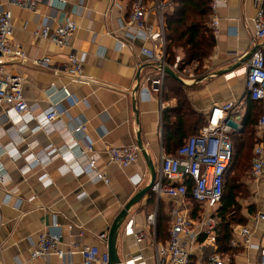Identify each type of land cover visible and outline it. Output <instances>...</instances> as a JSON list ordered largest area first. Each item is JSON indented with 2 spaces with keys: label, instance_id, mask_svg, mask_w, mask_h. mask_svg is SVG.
<instances>
[{
  "label": "crops",
  "instance_id": "crops-1",
  "mask_svg": "<svg viewBox=\"0 0 264 264\" xmlns=\"http://www.w3.org/2000/svg\"><path fill=\"white\" fill-rule=\"evenodd\" d=\"M212 3L217 4L219 32L215 35L214 51L203 64V71L198 74V67L192 71L191 66L178 73L176 67L168 65L187 81V85L182 86L188 103L186 109L190 113V123L185 126H190L187 131L183 128L180 136L185 141L191 131L206 124L215 105L235 103L236 109L229 118L232 133H242L244 122L248 116L252 117L248 123L256 122L255 147H264V131L258 129L259 118L256 117L261 105H254L246 91L247 64L255 53L264 55V39L257 40L254 36L256 11L253 0H212ZM63 10L78 25L66 48L36 35L44 20L56 16L57 10L45 4H39L35 12L12 8L13 42L24 50L27 59L7 62L6 71L24 78V97L39 109L25 119L26 130L19 133L20 139L15 143L14 125L6 119L7 108L0 106V152L14 147L22 151L31 145L27 155H34L50 146L60 152L72 142L77 145L70 149L66 160L56 156L46 168H36L27 175L21 172L26 163L24 156L17 160L6 155L2 158L9 177L7 186L0 188V240L3 245L0 258L6 264H83L80 255L70 260L56 256L49 260L32 259L38 236L57 230L62 235V247L79 241L108 252V240L103 241L100 236L109 233L115 218L138 191L149 185L151 176L142 156L133 166L123 168L109 164L107 150L137 146L140 136L158 171L160 157L166 154L164 115H169L174 122L178 108L177 99H165V79L162 92L154 91L152 80L160 78L159 68L143 53V49L152 48V44L133 38V5L129 0H66ZM155 22L156 18L152 17L151 23ZM69 53L85 55V83L54 75L55 68L67 64ZM177 56L178 61L182 59V54ZM45 57L51 59V68L34 64V60ZM64 89L70 91L76 103L65 96ZM53 106L61 112L56 129L51 133L36 132L37 128L47 127L46 111ZM82 125L86 127L85 132L74 134V130ZM90 143L98 155L97 171L108 183L98 181L93 174L87 173L85 164L77 161L81 150ZM67 165L74 168L73 173L63 172ZM80 169L84 170L81 175ZM249 178L248 191L253 197L247 206L255 207L257 214L264 211V175L258 179ZM138 180L141 183L135 187ZM7 195L11 196L10 202ZM149 196L131 209L121 229L117 242L121 264L141 257L136 263L156 264V243H166L167 239H157V228L151 229L147 218L156 210L158 217L160 202L168 216L176 201L164 197L159 204L150 205ZM17 202L20 203L16 208ZM192 215L196 216L195 213ZM253 217L246 225L234 227L230 243L234 254L231 257L221 255L226 264L260 263L264 222L256 223ZM131 221L136 233H147V238L140 244L133 236L125 235ZM55 225L59 229L56 230ZM70 226H74L73 230ZM241 228L250 231V245L239 236ZM80 233H83L82 237H79ZM203 252L195 250L193 264L205 261L207 255Z\"/></svg>",
  "mask_w": 264,
  "mask_h": 264
},
{
  "label": "built area",
  "instance_id": "built-area-1",
  "mask_svg": "<svg viewBox=\"0 0 264 264\" xmlns=\"http://www.w3.org/2000/svg\"><path fill=\"white\" fill-rule=\"evenodd\" d=\"M39 4L54 8L57 10V15L44 20L41 27L38 28L36 34L38 37L52 42L58 47L66 48L70 46L71 40L78 30L77 23L68 14L62 12L66 0H0V106L7 108L6 119L14 125L15 143L20 139L19 133L26 130V126L23 125L25 119L33 116L39 107L38 105H30L25 99L23 94L24 78L9 74L6 71L7 62L27 59L24 50L13 42L12 8L35 12ZM253 4L256 11L253 24L254 36L257 40H263L264 0H253ZM172 5L173 0L165 2L155 0L152 4H146L144 0H136L131 15L133 38L152 44V48H144L143 53L159 68L160 78L152 80V86L157 93L162 92L166 77L163 68L168 66L164 14ZM216 9L217 4L212 3L213 17L210 26L215 35L219 32V18L216 15ZM152 17L156 18L155 23H151ZM119 45L124 46L123 43H119ZM34 64L43 68L52 67V61L47 57L34 60ZM84 65V54L69 53L67 64L62 68H55L54 75H64L74 82L85 83ZM198 66L199 64L195 63L191 70H195ZM245 75L248 97L252 101L264 105V55L262 52L255 53L251 58L245 69ZM64 94L76 103L68 89H64ZM235 109V103L215 105L206 125L198 135L189 138L175 155L164 153L161 155L152 193L156 197L157 204L164 197L176 202L168 215L171 221L169 238L165 244L156 243L155 246L156 264H193L192 256L196 249H201L207 255L205 261L196 264H226L217 250L218 220L214 213L221 203L226 174L234 157V145L231 140L233 130L229 125V118ZM60 116V110L55 106L51 107L46 111L47 127H40L35 131L53 132ZM257 127L260 131H264V110L258 119ZM85 130L86 127L82 125L77 127L73 133L81 134ZM76 145L72 142L70 146L68 145L60 152H55L50 146L41 154L34 155H27L31 145L26 146L22 151L14 147L0 152V188L6 187L9 182L2 161L5 155L13 160L24 156L26 163L21 168V172L23 175H27L36 168H46L56 156L66 160L70 154V149ZM107 156L109 164L127 168L138 162L141 152L137 146L110 148L107 150ZM77 161L85 164L87 173L93 174L98 181L108 183L104 175L97 171L98 155L91 143L81 150ZM251 162L250 177L258 179L264 175V147L262 145L254 148ZM80 170L79 175L84 173V170ZM73 171L74 168L70 165L63 169L65 174L73 173ZM140 183L141 180H138L134 186L138 187ZM189 185H191L192 200L198 205L195 218L191 215L190 203L187 199ZM7 198L10 202L11 196L7 195ZM19 203H16V208L19 207ZM157 218V210L148 216L147 222L151 229L157 228ZM253 220L256 223L264 222V211L257 213ZM54 228L57 230L59 226L55 225ZM73 228L74 226H70L71 230ZM125 235L133 236L138 244L147 238L146 232L136 233L133 230V221L127 226ZM82 236L83 233H80L79 237ZM239 236L245 240L246 245H250V231L248 229L241 228ZM100 239L107 241L108 234H102ZM62 246V235L59 230L41 233L32 252V259L49 260L52 256H56L61 260H70L73 256L80 255L83 264H110L108 252H102L98 246H86L79 241L71 242L65 247ZM2 252L3 245L0 240V256ZM141 258L132 260L127 264H146L145 262L136 263V261H141ZM0 264L6 263L0 258ZM259 264H264V249L261 250Z\"/></svg>",
  "mask_w": 264,
  "mask_h": 264
},
{
  "label": "trees",
  "instance_id": "trees-1",
  "mask_svg": "<svg viewBox=\"0 0 264 264\" xmlns=\"http://www.w3.org/2000/svg\"><path fill=\"white\" fill-rule=\"evenodd\" d=\"M135 1L136 0H129L131 5H133ZM144 1L146 4H152L155 0ZM161 1L165 2L167 0ZM212 17V0H173V5L166 10L164 22L167 41V63L171 68L176 67L178 73H182L195 63L199 64L196 73L200 74L203 71L204 62L211 57L216 46V36L210 26ZM178 54H182V59L179 61ZM165 80V99H177L178 108L173 116L175 119L174 122H171L169 115H164V125L166 128L164 134V149L167 155H175L178 149H180L189 138L198 135L206 124L203 123L199 128L191 131L190 134L188 133L189 137L184 141L180 134L183 128L187 131L190 126H185L190 119V113L186 109L188 103L186 101L184 88L171 77L166 76ZM251 102L254 105H261V111L256 115L258 119L263 113L264 105L252 100ZM251 118L252 117L249 118L248 116L244 122L242 133L233 132L231 135V140L235 148L234 157L226 174L221 203L214 213L218 220V253L220 255L226 254L230 257L234 254L230 248L234 227L244 226L248 223L245 214H243V210L240 209V203L238 202L239 194L242 193V189L246 187V184L239 182V178L243 174H237L238 177L235 175L232 176L231 174L238 169L241 163L247 162L249 154L253 152L257 144L256 132L254 129L256 122L248 123ZM182 121L186 123L183 124ZM189 123L190 122H188V124ZM173 136L176 138H172ZM244 168L246 167L244 166ZM246 189L248 191V187H246ZM149 197L148 203L150 205L154 204L156 202L155 195L151 192ZM187 199L190 203L191 215L192 213L196 214L195 211L198 209V205L192 200L191 185H189ZM163 206V202H160L157 223V239L160 241L168 240V230L171 222L170 218L165 214ZM248 214L255 215V209L250 208ZM192 216L193 218L196 217L194 215Z\"/></svg>",
  "mask_w": 264,
  "mask_h": 264
},
{
  "label": "water",
  "instance_id": "water-1",
  "mask_svg": "<svg viewBox=\"0 0 264 264\" xmlns=\"http://www.w3.org/2000/svg\"><path fill=\"white\" fill-rule=\"evenodd\" d=\"M163 71L166 74V76L173 78L181 85H184V86L187 85L186 84L187 81L183 80L180 76H178L169 66H165L163 68ZM137 147L139 148L141 152L142 158L146 162V165L150 172L151 181L148 186L138 191L136 195L124 206L120 214L115 218L109 230L107 248H108L110 264H121V260L119 258L118 249H117V242H118L121 229L126 223L130 215L131 209L135 207L136 205H138L139 203H141L145 199L146 196H149L151 194L152 189L155 185L156 177H157L156 166L154 162L152 161L150 155L144 148L140 136L138 137Z\"/></svg>",
  "mask_w": 264,
  "mask_h": 264
},
{
  "label": "rangeland",
  "instance_id": "rangeland-1",
  "mask_svg": "<svg viewBox=\"0 0 264 264\" xmlns=\"http://www.w3.org/2000/svg\"><path fill=\"white\" fill-rule=\"evenodd\" d=\"M251 159H252V152L249 154L248 156V160L247 162H244L243 164L241 163L238 167V169L235 170L234 173H232L231 175H235L236 177H238L237 174L241 175L243 174L242 176H240L239 178V182L241 183H244L246 184L245 186L248 187L249 186V177H250V171H251V168H252V162H251ZM246 168H244V166ZM249 175V176H248ZM239 183V184H241ZM246 187H244L242 189V193L239 194V197H238V202L240 203V209L243 210V214H245L247 220H250L251 217H253L252 215L249 216V210H250V207H248L247 205L250 203V199H252L253 196L250 195L249 191H247ZM167 203H170V201H166ZM253 209H255V207H252ZM242 216V215H241Z\"/></svg>",
  "mask_w": 264,
  "mask_h": 264
}]
</instances>
